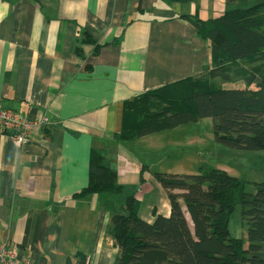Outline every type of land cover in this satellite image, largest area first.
I'll return each mask as SVG.
<instances>
[{
    "label": "crops",
    "instance_id": "0c3cea01",
    "mask_svg": "<svg viewBox=\"0 0 264 264\" xmlns=\"http://www.w3.org/2000/svg\"><path fill=\"white\" fill-rule=\"evenodd\" d=\"M232 7L227 0H0V106L46 119L22 147L0 133V244L35 264L75 263L78 254L86 264H114L105 230L120 202L74 198L89 184L91 152L102 151L114 170L111 152L131 142L114 139L124 102L212 69L209 44L190 19L213 20ZM154 186L161 207L140 211L136 195L149 223L153 210L170 214L166 193Z\"/></svg>",
    "mask_w": 264,
    "mask_h": 264
},
{
    "label": "trees",
    "instance_id": "16d2710c",
    "mask_svg": "<svg viewBox=\"0 0 264 264\" xmlns=\"http://www.w3.org/2000/svg\"><path fill=\"white\" fill-rule=\"evenodd\" d=\"M227 1L236 7L219 18L190 19L209 44L212 69L124 102L117 142L211 118L215 141L240 151L264 149V0ZM235 81L245 87H223ZM155 179L166 192L170 214L153 210L149 223L139 215L135 188L119 185L102 151L91 152L89 184L74 198L120 199L105 230L116 249L114 264H264V183L251 193L244 181L213 169L155 173ZM237 206L248 225L245 239L229 231ZM73 258L75 263L66 264H86L81 254Z\"/></svg>",
    "mask_w": 264,
    "mask_h": 264
},
{
    "label": "rangeland",
    "instance_id": "374dc122",
    "mask_svg": "<svg viewBox=\"0 0 264 264\" xmlns=\"http://www.w3.org/2000/svg\"><path fill=\"white\" fill-rule=\"evenodd\" d=\"M230 84H235L229 86L232 88L245 87L242 81ZM108 162L115 167L117 180L119 179L126 188H135L140 195L142 202L140 211L151 206L161 207L162 197L158 190H153L154 184H157L164 194L166 192L156 181L155 173L188 175L213 169L244 181L251 193L255 192V184L264 183V149L240 151L215 141L211 118H201L127 142L119 155L117 150L111 152ZM113 199L120 201L118 197ZM103 204L110 207L113 202L105 200ZM247 228V222L241 217V209L237 206L229 223L230 235L245 239ZM12 246L17 258L29 259L20 257L19 249L15 245Z\"/></svg>",
    "mask_w": 264,
    "mask_h": 264
},
{
    "label": "built area",
    "instance_id": "2783aa9c",
    "mask_svg": "<svg viewBox=\"0 0 264 264\" xmlns=\"http://www.w3.org/2000/svg\"><path fill=\"white\" fill-rule=\"evenodd\" d=\"M46 119L29 120L18 112L0 106V133L10 137L17 147L29 143L32 135L38 131ZM14 247L8 243L0 244V264H35L27 258H17Z\"/></svg>",
    "mask_w": 264,
    "mask_h": 264
}]
</instances>
